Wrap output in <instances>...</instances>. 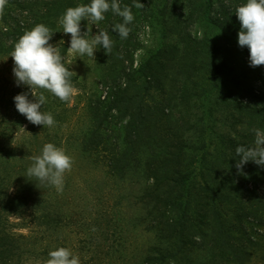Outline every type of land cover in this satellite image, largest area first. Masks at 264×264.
Masks as SVG:
<instances>
[{
	"label": "trees",
	"instance_id": "1",
	"mask_svg": "<svg viewBox=\"0 0 264 264\" xmlns=\"http://www.w3.org/2000/svg\"><path fill=\"white\" fill-rule=\"evenodd\" d=\"M90 2L8 0L0 56L43 23L55 32L50 43L71 71L59 17ZM136 2L145 7L120 0L134 15L126 39L112 31L122 23L118 15L109 11L99 22L114 42L109 55L97 49L109 91L90 103L91 125L78 138L79 149L103 163L109 177L139 188L132 195L135 222L154 236L142 264H245L264 235L256 228H264V167L248 162L238 174L235 149L253 143V129L264 131V92L255 86L264 82V65L250 66L230 7L216 16L214 0ZM51 96L57 121H64L68 103ZM236 124L234 135L222 128ZM22 197L9 196L6 210L17 211ZM19 249L18 236L0 227V264Z\"/></svg>",
	"mask_w": 264,
	"mask_h": 264
},
{
	"label": "rangeland",
	"instance_id": "2",
	"mask_svg": "<svg viewBox=\"0 0 264 264\" xmlns=\"http://www.w3.org/2000/svg\"><path fill=\"white\" fill-rule=\"evenodd\" d=\"M214 2L216 16L222 15L223 6L235 12L244 4L233 0ZM99 25L82 20L81 32L91 28L90 39L98 34ZM61 40L70 47L71 36L64 34L63 28ZM66 58L77 76V92L67 105L65 120L57 121L51 93L46 91L47 103L41 111L50 112L56 123L44 128L17 111V94L27 92L30 100L34 97L27 86H17L13 59L0 56V227L17 235L20 244L7 264H45L49 251L58 247L69 248L81 264H142L154 236L135 222L139 211L132 195L139 188L130 180L120 183L109 177L103 163L83 156L79 149L78 138L91 125L90 103L109 91L102 62L97 50L95 58L69 51ZM255 86L264 92L263 81L258 79ZM240 127L222 128L234 135ZM49 142L65 149L74 161L71 171L65 174L62 192L26 177L31 157L40 155L43 145ZM18 192L23 195L22 204L17 211L8 212L7 199ZM256 228L264 232L263 227ZM258 239L245 264H264V235Z\"/></svg>",
	"mask_w": 264,
	"mask_h": 264
},
{
	"label": "clouds",
	"instance_id": "3",
	"mask_svg": "<svg viewBox=\"0 0 264 264\" xmlns=\"http://www.w3.org/2000/svg\"><path fill=\"white\" fill-rule=\"evenodd\" d=\"M8 0H0V15H3ZM134 7L143 9L144 4L134 0ZM111 11L122 18V23H116L112 31L121 39H126L131 29L128 27L133 20L132 8L121 6L120 0H91L90 4H80L68 7L59 17V24L64 34H70L68 51L79 56L87 55L95 58V50L102 46L109 55L113 41L106 30L88 38V33L81 32V21L98 24L105 19V13ZM235 15L240 22L238 45L249 49L251 67L264 65V0H246V3L235 9ZM43 23L36 24L24 33L14 43L10 57L14 61L13 74L17 86L24 85L30 89L34 100L29 99V93L23 92L14 97L17 111L34 125L53 127L56 123L50 112L41 111V106L47 103L44 91L51 93L60 101L71 103L77 92L73 82V72L65 66L60 48L50 43L53 34ZM64 43V41H62ZM43 90V91H37ZM255 139L251 145H238L235 149V168L238 174L243 173V167L248 162H254L264 167V131L253 129ZM32 163L27 168L26 177L54 187L62 192L65 184V174L70 172L73 159L62 147L49 142L43 145L40 155L31 157ZM95 230V229H93ZM45 264H81L78 255L66 247H58L48 253Z\"/></svg>",
	"mask_w": 264,
	"mask_h": 264
}]
</instances>
